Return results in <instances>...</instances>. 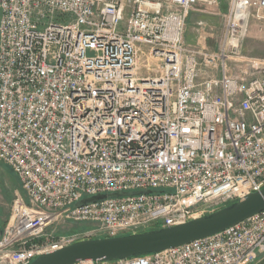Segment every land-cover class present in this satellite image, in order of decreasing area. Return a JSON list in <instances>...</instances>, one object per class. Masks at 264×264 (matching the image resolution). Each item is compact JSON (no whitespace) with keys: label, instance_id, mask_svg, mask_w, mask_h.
Masks as SVG:
<instances>
[{"label":"built area","instance_id":"obj_1","mask_svg":"<svg viewBox=\"0 0 264 264\" xmlns=\"http://www.w3.org/2000/svg\"><path fill=\"white\" fill-rule=\"evenodd\" d=\"M199 3L218 0H0V160L23 190L0 229V264L181 224L264 186V76L244 81L226 63L264 0H230L218 51L184 45ZM59 219L92 228L47 234ZM262 255L264 209L160 252L74 264Z\"/></svg>","mask_w":264,"mask_h":264},{"label":"water","instance_id":"obj_2","mask_svg":"<svg viewBox=\"0 0 264 264\" xmlns=\"http://www.w3.org/2000/svg\"><path fill=\"white\" fill-rule=\"evenodd\" d=\"M103 196L83 199L77 202L76 205ZM263 209L264 186L259 191L248 193L231 203L181 224L161 226L111 238L80 239L59 249V251L39 254L27 264H74L82 260L107 262L160 252L221 232ZM255 264H264V257L260 258Z\"/></svg>","mask_w":264,"mask_h":264},{"label":"rangeland","instance_id":"obj_3","mask_svg":"<svg viewBox=\"0 0 264 264\" xmlns=\"http://www.w3.org/2000/svg\"><path fill=\"white\" fill-rule=\"evenodd\" d=\"M230 1V0H229ZM230 3V2H229ZM225 14L220 20V28L214 32L217 40L218 48L223 41L224 29H225ZM185 32V29H184ZM195 33V31H194ZM191 32L189 31V36ZM189 36L188 39H184V45L192 49H204L207 51H218L209 50L204 46L198 45V42H191ZM192 36V35H191ZM243 37L239 41L238 52L236 54H230L227 60V70L233 76H236L244 81H247L254 77L264 76V19L257 20L251 18L248 21L247 30ZM21 184L19 178L13 172L8 164L0 160V229L7 220V216L10 212L11 202L14 198L15 192L23 194L21 190ZM218 206L211 207L214 210ZM47 234H68L73 232L85 231L91 229V225L86 222H75L69 220L64 222L63 219H59L58 222H53L47 227ZM150 229H143L140 231H146ZM1 231V230H0ZM139 231V232H140ZM130 234V233H128ZM100 238V237H98Z\"/></svg>","mask_w":264,"mask_h":264},{"label":"crops","instance_id":"obj_4","mask_svg":"<svg viewBox=\"0 0 264 264\" xmlns=\"http://www.w3.org/2000/svg\"><path fill=\"white\" fill-rule=\"evenodd\" d=\"M229 0H218V4L214 8H205L201 3L197 4L186 18L184 39H188L189 36L191 42H198V45L204 46L209 50H215L218 48L217 40L215 41L216 34L220 28V20L224 14L227 13L229 8ZM195 31V33H194ZM262 255L260 258H263ZM258 258V259H260Z\"/></svg>","mask_w":264,"mask_h":264},{"label":"trees","instance_id":"obj_5","mask_svg":"<svg viewBox=\"0 0 264 264\" xmlns=\"http://www.w3.org/2000/svg\"><path fill=\"white\" fill-rule=\"evenodd\" d=\"M231 203V202H230ZM226 204H228V203H226ZM226 204H224V205H226ZM224 205H222V206H224ZM221 207V206H220ZM2 229V228H1Z\"/></svg>","mask_w":264,"mask_h":264},{"label":"flooded vegetation","instance_id":"obj_6","mask_svg":"<svg viewBox=\"0 0 264 264\" xmlns=\"http://www.w3.org/2000/svg\"><path fill=\"white\" fill-rule=\"evenodd\" d=\"M257 261H259V259H257Z\"/></svg>","mask_w":264,"mask_h":264}]
</instances>
